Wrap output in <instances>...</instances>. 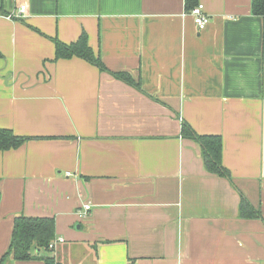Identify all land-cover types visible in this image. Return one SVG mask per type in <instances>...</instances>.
Here are the masks:
<instances>
[{"label": "crops", "instance_id": "obj_1", "mask_svg": "<svg viewBox=\"0 0 264 264\" xmlns=\"http://www.w3.org/2000/svg\"><path fill=\"white\" fill-rule=\"evenodd\" d=\"M198 3L203 31L185 0H0V129L29 139L0 152V261L24 215L55 219L56 264H264V20ZM83 33L106 71L55 60ZM183 122L222 138L232 182Z\"/></svg>", "mask_w": 264, "mask_h": 264}, {"label": "trees", "instance_id": "obj_2", "mask_svg": "<svg viewBox=\"0 0 264 264\" xmlns=\"http://www.w3.org/2000/svg\"><path fill=\"white\" fill-rule=\"evenodd\" d=\"M189 12L199 3L198 0H185ZM252 13L255 17L264 20V0H252ZM1 14H6L0 8ZM55 60H68L74 57L83 59L96 66L101 71H106L101 56L89 46L88 36L83 33L79 40L72 44H64L55 39ZM1 58V54H0ZM116 78L139 88L129 74H114ZM181 137L197 143L202 149L205 167L211 174L228 179L232 182L231 175L222 165V138L217 135H199L186 122L182 123ZM29 139L16 136L12 131L0 129V152L16 150ZM241 215L245 218H261L259 212H255L247 199L241 194ZM56 239V222L54 218H31L24 215L14 220L13 231L7 252L3 255L0 264H5L12 256L15 261H43L45 264H56L50 256L54 250H50V244ZM42 253L48 256H42Z\"/></svg>", "mask_w": 264, "mask_h": 264}, {"label": "built area", "instance_id": "obj_3", "mask_svg": "<svg viewBox=\"0 0 264 264\" xmlns=\"http://www.w3.org/2000/svg\"><path fill=\"white\" fill-rule=\"evenodd\" d=\"M26 7L22 6L17 14V18L20 19L24 16L26 12ZM190 15L193 18L194 24L199 29V31L205 30L211 23V17L205 12L204 5L198 4L194 7ZM91 210V204H86L81 210L78 211V216L80 218H85L88 216L89 211ZM65 241L63 239H55L49 246L50 250H55L59 244H63Z\"/></svg>", "mask_w": 264, "mask_h": 264}]
</instances>
